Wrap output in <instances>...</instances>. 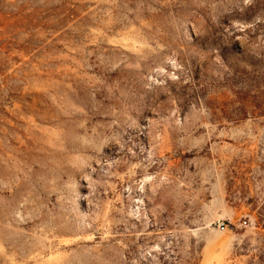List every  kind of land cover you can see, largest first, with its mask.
Here are the masks:
<instances>
[{
    "label": "rangeland",
    "instance_id": "rangeland-1",
    "mask_svg": "<svg viewBox=\"0 0 264 264\" xmlns=\"http://www.w3.org/2000/svg\"><path fill=\"white\" fill-rule=\"evenodd\" d=\"M0 264H264V0H0Z\"/></svg>",
    "mask_w": 264,
    "mask_h": 264
},
{
    "label": "built area",
    "instance_id": "built-area-1",
    "mask_svg": "<svg viewBox=\"0 0 264 264\" xmlns=\"http://www.w3.org/2000/svg\"><path fill=\"white\" fill-rule=\"evenodd\" d=\"M217 227H218L220 230H222V229L224 228V224L221 222V223H219V224L217 225Z\"/></svg>",
    "mask_w": 264,
    "mask_h": 264
}]
</instances>
